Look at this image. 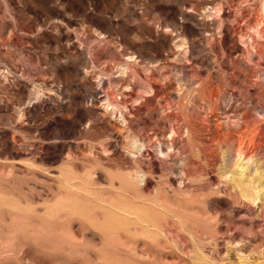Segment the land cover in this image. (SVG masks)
I'll list each match as a JSON object with an SVG mask.
<instances>
[{
    "label": "rangeland",
    "instance_id": "rangeland-1",
    "mask_svg": "<svg viewBox=\"0 0 264 264\" xmlns=\"http://www.w3.org/2000/svg\"><path fill=\"white\" fill-rule=\"evenodd\" d=\"M0 264H264V0H0Z\"/></svg>",
    "mask_w": 264,
    "mask_h": 264
},
{
    "label": "bare ground",
    "instance_id": "bare-ground-1",
    "mask_svg": "<svg viewBox=\"0 0 264 264\" xmlns=\"http://www.w3.org/2000/svg\"><path fill=\"white\" fill-rule=\"evenodd\" d=\"M114 109H115V108H114ZM142 146H143L142 143H139L136 139L133 140V142H132V147H133V148L140 149ZM143 174H144V173H143ZM142 179H143V178H142ZM142 179H141V180H142ZM141 180H140V181H141ZM70 235L74 236L73 233H71V232H70Z\"/></svg>",
    "mask_w": 264,
    "mask_h": 264
}]
</instances>
